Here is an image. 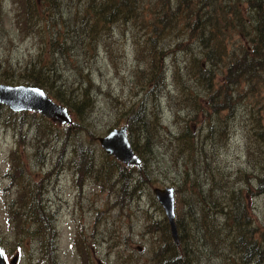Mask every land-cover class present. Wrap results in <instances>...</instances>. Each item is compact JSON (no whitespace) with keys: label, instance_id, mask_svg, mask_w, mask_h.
<instances>
[{"label":"rangeland","instance_id":"obj_1","mask_svg":"<svg viewBox=\"0 0 264 264\" xmlns=\"http://www.w3.org/2000/svg\"><path fill=\"white\" fill-rule=\"evenodd\" d=\"M157 1L142 0L134 20L90 28V20L86 25L90 15L78 0H57V7L48 9L44 17L30 15L25 23L17 21L18 2L0 0V79L20 83L19 71L29 58L52 59L59 81L74 92L86 86L92 101L75 125L57 123L34 111L0 112V249L7 263L15 256L14 264H164L157 256L161 252L167 256L163 247L171 238L163 230L167 222L152 187L172 185L179 188L178 195L185 194L180 179L186 166L195 169L192 175L204 190L210 185L209 169L216 185L221 176L228 179L229 189L242 188L253 240H262L264 182L259 183L261 191L257 187L264 181V144L255 140L254 132L264 126V67L258 68L260 77L253 85H230L229 109H215L212 103H223L216 86L223 81L225 67L221 62L213 66L207 58L203 61L206 47L199 35L201 25L211 24L220 31L227 55L238 52L250 36L254 18L250 5L257 0H167L176 13L171 25L153 35L151 42L153 37L146 40L150 33L146 19L150 9H158ZM56 35L62 46L52 48L49 40ZM198 64L214 67L210 89L195 80ZM153 70L155 78L150 77ZM85 78L90 79L88 86ZM132 104L153 116L158 132L145 154L150 182L130 196L119 183L111 186L117 173L108 176L102 168L111 159L97 136L124 124L128 116V135H149V121L139 122L137 111L127 113ZM188 118L185 125L192 149L172 152L174 137ZM80 146L89 153L85 155ZM30 190L51 216L54 252L45 238L44 250L33 236L35 230L44 234L37 214L22 215ZM177 209L182 214L175 220L188 230L177 258H187L189 264H244L227 245L230 221L209 217V230L214 221L228 234L211 243L201 226L195 229L194 217L186 216L187 208ZM251 264H264V257Z\"/></svg>","mask_w":264,"mask_h":264},{"label":"trees","instance_id":"obj_2","mask_svg":"<svg viewBox=\"0 0 264 264\" xmlns=\"http://www.w3.org/2000/svg\"><path fill=\"white\" fill-rule=\"evenodd\" d=\"M70 2V0H68ZM141 1L142 0H78V3L83 6L85 13L89 14L90 17L86 20V25L88 20L91 21L90 28L93 26H106L109 23L118 21V20H134L138 18L141 11ZM158 0L159 7L157 10L153 11L150 9V17L147 20L148 29L150 33L147 35L146 40L148 41L153 35H157L165 29L167 26L171 25V18L175 14L169 5V2L166 0ZM18 2V20L19 23L26 22L27 18H30V15L38 18L39 14L41 17L46 15V11L50 8L57 7V0H13L15 5ZM49 3L53 4L52 6ZM252 7V8H250ZM252 9L254 18L252 19L251 32L248 39L244 43L240 44V49L238 52H233L232 55H227L226 48L224 45V40L218 34L219 30L212 27L209 24L207 27L201 25L199 28L200 39L202 45L206 47L204 49L203 61H206V58L209 60V64L216 66V62H221L225 67V73L223 81H220L216 86L217 91L221 93V100L223 103L215 104L212 103V107L215 109H229L231 102V92L229 90L230 85L240 84V83H251L253 85L260 75L257 73L258 68L264 67V4L261 0H257L255 4L250 5ZM252 12L251 16H252ZM25 18V21L24 19ZM74 32V29H73ZM239 32V31H238ZM152 33V35H150ZM249 33V31H247ZM240 34V33H239ZM74 35V34H73ZM56 38L49 40L52 48L62 46V43L58 41L57 35ZM155 37V36H154ZM151 40V42L154 40ZM245 38V36H242ZM212 66L208 68H202L200 64L196 66V73L194 74L195 80L198 81L204 88H211L214 84V72ZM162 69V68H161ZM57 69L52 59H42L40 61H35L33 58H29L24 62L22 69L19 71V78L17 81L26 84H32L42 87L45 92L56 102L63 104L67 110L72 114L73 119L70 116L71 125H75L78 121V117L84 116L88 111V108L91 106V99L89 97V89L86 86L80 87L76 92L71 90L68 85L64 84L58 79ZM150 77L155 78L154 70L151 72ZM3 82V80L0 79ZM89 78H85V83L88 86L90 83ZM197 102L196 99H194ZM212 101V100H211ZM196 107V103L194 104ZM7 109L6 105L0 103V112ZM137 111L140 113L139 122L150 124V134L143 136H134L128 135L130 145L132 149L137 153L140 158V165H125L122 162L116 160L112 155L105 152V156H109L111 159L109 166L102 164L105 172L108 176H114L115 172L117 177L113 178L111 186L121 185L125 190L129 189V195L132 196V193L143 187L144 184L149 183V171L145 165V154L146 151L149 152L152 141L151 139L156 136L158 128L156 125L155 119L148 114L143 109H140L139 106L135 107L132 104L131 108L127 110V113H133ZM35 112V111H34ZM36 113V112H35ZM39 115V113H36ZM146 115L148 118H146ZM46 118V117H45ZM187 120L183 123L179 134L174 137L173 147L171 148L172 152H184L188 153L191 151L193 146L192 137L188 134V126L185 125ZM52 120V119H51ZM58 123V122H57ZM73 123V124H72ZM61 124V123H60ZM127 127V131L131 129V117L126 118L124 123ZM70 127V125H67ZM254 138L257 142L264 144V126L260 131L254 132ZM263 141V142H262ZM87 155L89 151L86 150V147H79V150ZM75 163L76 161L73 160ZM84 168H87V165L84 164ZM108 169V171H106ZM210 180V185L207 189H202L201 185L195 180V169L193 167H182L181 170V189L185 191V194H179V188H174V199L176 204L175 217H181L182 211L179 212L177 207L184 206L187 208L186 216L194 217L193 225L195 229L201 230L200 226L204 229L207 234V240L209 242H214L216 240H223L228 237V234L225 233V230L222 228H217L214 226V221L211 225V229H208V219L209 217H224L226 221L231 222V229L228 231L230 237L227 245L230 249H233L235 253L239 256V259L244 264H251L256 260V258L264 257V231H261L259 235L262 240L256 239L253 240V229L251 227L249 206L246 200V194L243 193L242 188L232 187L228 188V179L219 176L218 185L214 179L211 169L207 170ZM195 174V175H192ZM262 180L258 182L257 190L261 191ZM199 183V187H198ZM260 183V184H259ZM193 186L195 188L193 189ZM120 188L118 187V190ZM31 196H29L27 206L25 207V212H22V215L26 217H34L33 211L37 214L39 223L44 224L43 235L39 234L37 230L34 231L37 237L36 241L40 242L45 250V245H49V249L54 252V240L55 232L54 226L51 219V216L47 213H44L43 206L38 203L40 197L34 195L30 190ZM122 197V195H121ZM183 215L182 217H184ZM41 217H46L42 219ZM199 217V219H198ZM199 220V222H198ZM178 236H179V245L176 246L171 240L165 247L167 256H163L162 252L157 256L158 259L164 262V264H189L187 258H177V252L179 251L180 244L187 241L188 230L185 228L178 219L175 220ZM209 224H211V218L209 219ZM214 224V225H213ZM208 229V230H207ZM164 232L168 230L166 224L163 227ZM207 231V232H206ZM205 234V235H206ZM46 239V242L44 241ZM39 243V244H40ZM263 243V248L260 250V244ZM186 249L183 251V255L187 257ZM166 259V260H165Z\"/></svg>","mask_w":264,"mask_h":264},{"label":"water","instance_id":"obj_3","mask_svg":"<svg viewBox=\"0 0 264 264\" xmlns=\"http://www.w3.org/2000/svg\"><path fill=\"white\" fill-rule=\"evenodd\" d=\"M0 103L13 111L29 110L56 120L59 123H70V114L67 108L47 95L43 88L37 85L0 82ZM101 148L116 160L125 165H140V159L133 151L126 132V125L122 124L107 130L97 136ZM155 199L161 205L168 225L169 235L175 245H178V233L175 224V200L172 185L154 186L152 188ZM14 256L6 263L0 249V264H14Z\"/></svg>","mask_w":264,"mask_h":264}]
</instances>
